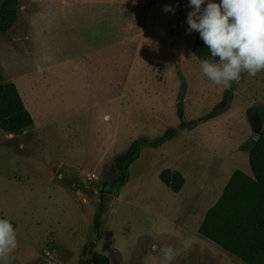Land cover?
Returning a JSON list of instances; mask_svg holds the SVG:
<instances>
[{"label": "rangeland", "instance_id": "1", "mask_svg": "<svg viewBox=\"0 0 264 264\" xmlns=\"http://www.w3.org/2000/svg\"><path fill=\"white\" fill-rule=\"evenodd\" d=\"M137 2L108 3V81L123 85L139 56L144 87L114 90L108 109L103 95L40 92L39 130L10 137L0 127V213L16 223L18 239L8 264H93L95 252L107 255L110 264H161L154 244L174 248L172 264H247L200 236L195 213L211 206L235 170L252 174L248 150L264 128V71L255 77L243 73L226 112L180 129L179 102L186 120H197L227 89L202 74L193 53L197 31H186L189 0ZM21 3L16 23L0 32L3 83L36 67L23 51L25 12L34 6ZM99 28L100 20L85 19L74 32L93 36ZM74 65L69 62L65 71ZM17 81L24 94V78ZM171 127L179 129L173 138L158 147L141 146L119 186L115 158L135 141L157 140ZM165 169L183 173L180 192L160 179ZM93 173L97 178L91 180ZM102 199L97 240L94 217ZM93 241L97 247L84 253Z\"/></svg>", "mask_w": 264, "mask_h": 264}, {"label": "trees", "instance_id": "2", "mask_svg": "<svg viewBox=\"0 0 264 264\" xmlns=\"http://www.w3.org/2000/svg\"><path fill=\"white\" fill-rule=\"evenodd\" d=\"M21 6V0H0L1 33L9 31L16 23ZM193 53L200 61L210 58V52L200 38L199 32L195 37ZM2 81L3 76L0 73V127L8 134H22L33 128L34 119L26 108L16 84ZM234 85L235 82H232V87L225 91L223 99L209 113L197 120L187 121L183 103L179 102L180 129L195 127L200 122L226 112L230 108ZM178 132L179 129L171 127L157 140L141 138L135 141L126 152L115 158L116 169L120 172L116 183L121 186L127 181L128 169L137 159L141 146L158 147L176 136ZM248 151L253 176L241 170L234 172L219 201L207 212L199 232L247 264H264V128L258 133ZM160 179L174 192H180L185 183V177L179 170L165 169L161 171ZM105 202L101 200L94 217L97 240L102 237L100 227L106 208ZM0 218L8 217L0 213ZM10 221L16 229V223L11 219ZM96 247V241L90 242L84 253ZM110 263L107 255L94 253L93 264Z\"/></svg>", "mask_w": 264, "mask_h": 264}, {"label": "crops", "instance_id": "3", "mask_svg": "<svg viewBox=\"0 0 264 264\" xmlns=\"http://www.w3.org/2000/svg\"><path fill=\"white\" fill-rule=\"evenodd\" d=\"M29 3L34 8L25 12L23 51L36 60V67L25 70L17 77L12 76L26 108L34 119L33 128L24 133L40 129L38 119L41 116H39L38 99H35L37 93L103 95L101 104H104V109H108V94L116 92L114 90L122 88L121 91L124 93L130 86L131 88L144 87L146 82L143 80L142 70H139L142 66L139 64V56L134 61L132 68L126 72V80L123 85H113L112 81H108V78L112 77V73H108V3L135 5L138 3L137 0H29ZM85 19L93 23H98L100 20L102 29L99 28L93 36L82 34L76 36L74 26L80 25ZM140 27L142 26L140 25ZM137 28L139 29V27ZM98 38L101 42L90 46L89 41ZM67 47L73 48L68 49ZM88 47L94 48L89 49ZM69 62L75 63L74 70L71 72L65 71ZM22 78H24V94L17 81ZM37 78H40V81ZM48 107L52 108L50 105ZM108 117V112H106L105 119ZM9 136L15 135L9 134ZM234 172L222 190L217 193L216 199L212 200L211 206L206 209L202 208L201 212L195 213V218L198 220L197 231L204 239L208 238L203 236L199 229L209 209L221 198ZM246 174L253 176V172ZM213 190L216 192L215 189ZM202 241L205 244V240L202 239ZM206 244L208 247L211 246L209 243ZM218 246L222 248L220 245Z\"/></svg>", "mask_w": 264, "mask_h": 264}, {"label": "clouds", "instance_id": "4", "mask_svg": "<svg viewBox=\"0 0 264 264\" xmlns=\"http://www.w3.org/2000/svg\"><path fill=\"white\" fill-rule=\"evenodd\" d=\"M189 0L187 32L197 31L210 52L200 61L202 74L225 89L239 82L242 73L255 77L264 71V0ZM166 12H174L165 6ZM149 208L145 209L148 213ZM18 247L17 232L8 218H0V261L8 264ZM153 251L162 254L161 264H172V246L154 244Z\"/></svg>", "mask_w": 264, "mask_h": 264}, {"label": "built area", "instance_id": "5", "mask_svg": "<svg viewBox=\"0 0 264 264\" xmlns=\"http://www.w3.org/2000/svg\"><path fill=\"white\" fill-rule=\"evenodd\" d=\"M89 178H90L91 180H94V179L97 178V177H96V174L93 173V174H91V175L89 176Z\"/></svg>", "mask_w": 264, "mask_h": 264}, {"label": "water", "instance_id": "6", "mask_svg": "<svg viewBox=\"0 0 264 264\" xmlns=\"http://www.w3.org/2000/svg\"><path fill=\"white\" fill-rule=\"evenodd\" d=\"M259 133V132H258Z\"/></svg>", "mask_w": 264, "mask_h": 264}]
</instances>
